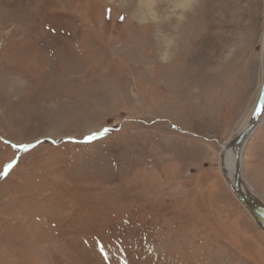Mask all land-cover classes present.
I'll return each instance as SVG.
<instances>
[{
	"label": "rangeland",
	"instance_id": "1",
	"mask_svg": "<svg viewBox=\"0 0 264 264\" xmlns=\"http://www.w3.org/2000/svg\"><path fill=\"white\" fill-rule=\"evenodd\" d=\"M263 77L264 0H0V264H264Z\"/></svg>",
	"mask_w": 264,
	"mask_h": 264
},
{
	"label": "water",
	"instance_id": "2",
	"mask_svg": "<svg viewBox=\"0 0 264 264\" xmlns=\"http://www.w3.org/2000/svg\"><path fill=\"white\" fill-rule=\"evenodd\" d=\"M263 105H264V77H263L260 96L256 104V108L254 111V118L252 122L239 136L233 138L231 142H229L228 146H232L235 149L237 156L235 180H234V184L231 185L230 188L234 193V195L237 197V199L257 218V220L264 227V209L259 204L257 197L250 190L244 188V181L241 175V159H240L244 146L248 140L246 139L247 135L263 116V112H264ZM224 151L225 149L221 153V158L224 157V153H225Z\"/></svg>",
	"mask_w": 264,
	"mask_h": 264
},
{
	"label": "bare ground",
	"instance_id": "3",
	"mask_svg": "<svg viewBox=\"0 0 264 264\" xmlns=\"http://www.w3.org/2000/svg\"><path fill=\"white\" fill-rule=\"evenodd\" d=\"M263 107H264V105H263ZM263 114H264V112H263ZM262 117L258 121V123L254 126V128L249 132V134L247 135V138L246 139L249 138V136L254 131V129L256 128V126L260 123V121L262 120ZM253 118H254V112L251 114V116L249 117V119L244 122V124L242 125L241 129L237 131V133L233 136V138L239 136L248 127V125L252 122ZM229 142H231V140ZM229 142L223 148V150L225 149V151H224L225 153H224V157L220 159L221 160L220 166H221V169H222V172H223L224 177L228 181L229 187H231V185L234 184V180H235V172H236L235 170H236L237 156H236L235 149L232 146H228ZM242 155H243V153H242ZM242 155H241V158L240 159H241V175H242V179H243V174H242L243 173L242 172L243 171L242 170V166H243ZM220 156H221V154H220ZM244 188L245 189H248L247 186L245 185V182H244ZM259 204L264 209V206L261 204L260 201H259Z\"/></svg>",
	"mask_w": 264,
	"mask_h": 264
}]
</instances>
